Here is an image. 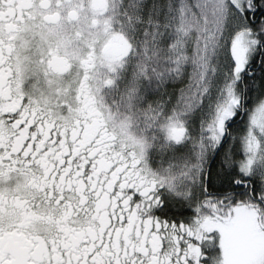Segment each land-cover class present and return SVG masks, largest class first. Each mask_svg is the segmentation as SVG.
<instances>
[{
    "label": "snow or ice",
    "instance_id": "obj_1",
    "mask_svg": "<svg viewBox=\"0 0 264 264\" xmlns=\"http://www.w3.org/2000/svg\"><path fill=\"white\" fill-rule=\"evenodd\" d=\"M0 264H264V0H0Z\"/></svg>",
    "mask_w": 264,
    "mask_h": 264
}]
</instances>
